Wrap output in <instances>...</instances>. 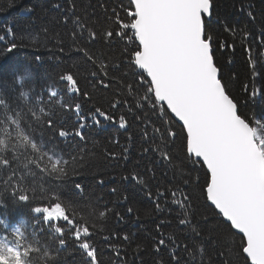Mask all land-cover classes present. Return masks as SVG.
Here are the masks:
<instances>
[{"label": "snow or ice", "instance_id": "1", "mask_svg": "<svg viewBox=\"0 0 264 264\" xmlns=\"http://www.w3.org/2000/svg\"><path fill=\"white\" fill-rule=\"evenodd\" d=\"M46 6L59 14L58 23L65 30L58 34V53L93 63L92 91L82 88L77 73L66 70L58 79L46 81L38 94L33 86L37 73L31 65L42 66L43 54L33 53L27 65L13 61L12 54L27 46L25 34L17 36L8 27L6 34L12 39L0 35L4 45L0 91L8 89L13 96L28 98L36 106L33 112H41L45 119L35 124L39 133L31 132L32 146L39 143L55 161L49 172L42 163H25L26 154L0 155V264H16L17 258L21 264H32L33 256L40 253V264H66V253L77 256L79 264H104L95 241L102 230L87 217L106 219L111 211L123 221L134 209L127 207L121 214L99 201L66 197L62 189L70 178L66 166L71 157L55 143L70 136L84 141L85 130L102 128V121L129 132V141L135 136L141 157L150 156L156 165L124 177L141 185L156 213L166 214L160 216L152 237V252L159 258L153 264H224V239L231 240L235 256L228 264H264V51L251 55L254 48L264 49V26L244 33V95L238 97L229 85L240 75L226 79L218 55L235 52V44L215 31L214 0H97V5L48 0ZM96 6L105 10L108 20L103 35L125 44L119 65L108 66L96 57L97 65L90 52L100 35L89 23V8ZM252 7L241 0L238 11L254 21ZM26 11L32 13L34 8ZM224 31L235 35L228 25ZM44 33L48 35L47 28ZM26 68L31 69L30 78ZM25 86L34 97L22 91ZM97 91L107 94V108L86 107ZM0 99L9 103L6 96ZM253 107L257 111L250 115ZM9 111L14 117L25 110L17 105L13 111L9 104ZM58 111L74 113L73 131L55 119ZM20 123L26 131L33 126ZM133 127L136 133L129 131ZM23 139L27 142L28 137ZM128 152L122 147L125 160ZM108 155L120 158L115 152ZM71 190L79 195L85 187L75 182ZM18 208L26 210L24 217L17 225L6 226L8 213ZM173 224L179 231L165 235ZM103 240L114 264H129L124 243L131 246L132 240L127 233L122 237L110 233ZM137 255L143 250L133 253L131 264H136Z\"/></svg>", "mask_w": 264, "mask_h": 264}, {"label": "trees", "instance_id": "2", "mask_svg": "<svg viewBox=\"0 0 264 264\" xmlns=\"http://www.w3.org/2000/svg\"><path fill=\"white\" fill-rule=\"evenodd\" d=\"M47 2L48 0H0V35H5L6 39L11 40L12 37L6 34L8 27H12L17 36L22 32L25 34L24 39L27 46L20 47L12 54L13 61L23 62L27 65L31 64L33 53L43 54L42 66L31 65L37 73L33 86L38 94L43 90L46 81L58 79V74L66 70L77 73L82 88L91 92L90 74L95 71L93 63L77 58L68 59L58 53L56 47V41L59 39L58 34L62 35L65 30L58 23L59 14L47 7ZM108 2L111 3L112 0H108ZM84 3L97 5V0H84ZM240 3L241 0H214L215 31L222 40L227 39L228 43L235 44V52L226 50L223 53H218V55L220 62L224 65L226 79L231 77L233 73L240 75V80H233L229 85L238 97L244 95L242 83L245 82L243 78L247 60V56L243 51L246 45L242 44L244 33L258 32L261 26H264V0H243L245 5L253 6L251 11L256 17L254 21L249 20L246 12L241 13L238 11ZM28 7L34 8V11L28 13L26 11ZM89 13L91 14L89 23L94 30L100 33L97 42L90 49V52L94 54L93 59L96 60V57H102L104 63L108 66L119 65L125 48L124 42L118 38L108 40L103 35V29L108 26L103 8L99 6L94 9L89 8ZM225 25L234 29L235 35L225 32ZM45 28L48 29L47 36L44 33ZM3 47V42H0V49H3ZM258 51H264V49L257 50L254 48L251 53L252 57H255ZM229 60L231 63L228 62ZM3 61L4 57L0 55V62ZM98 63L99 61L96 60L97 65ZM25 73H28L30 78L31 69L26 68ZM22 91L28 92L29 98L34 97V93L30 91L29 87L25 86ZM106 95V93L99 91L95 92L86 107L96 104L107 108ZM0 96H6L9 100V103H5L3 99H0V155L8 154L11 151L26 154L25 163L31 164L34 161L42 163L45 169L50 172L55 161L47 157L39 143L36 144L35 148L32 146L31 132H40L35 124H43L44 116L39 110L33 112L36 106L31 104L28 98L25 100V97L13 96L8 89L0 91ZM65 100H67V97H65ZM9 104H11L13 111H15L17 105L25 111L23 114L17 113L13 117L12 111H9ZM256 111L253 107L249 114L251 115ZM30 112L33 113L32 116L28 115ZM55 119L60 121L69 131H73L77 125V118L71 111L67 113L58 111ZM21 121L32 123V128L26 131L24 125L20 123ZM102 125V128L86 129V139L84 141L70 136L67 140L55 142L65 155L71 157L69 164L66 166V172L70 178L63 186V194L72 200L83 198L86 200L91 199L93 202L99 201L101 205L106 204L110 210L121 214L126 213L127 207H132L134 213L131 216L125 215L123 221H118L111 214V211L106 219H100L98 215L87 217L89 222L95 220L97 229L102 230L96 235V245L102 253L103 250L108 249V244L103 240L104 235L112 233L122 237L127 233L132 240L131 246L124 243V248L128 252L129 264L133 260V253H139L141 250H143V255L136 256V264H141V261H143V264H153L154 260L159 258L153 255L152 237L155 234V227L160 216L165 215L166 217V214L156 213L153 203L147 199L145 190L142 189L141 185L131 180V178L125 180L124 177H130L131 174L137 172L143 173L146 168L156 167V165L151 163L152 158L150 156L141 157L142 149L135 136L132 141H129V132L104 121H102ZM129 131L136 133L137 129L133 127ZM44 135L46 138H50L47 130H45ZM24 136L28 137L27 142H24ZM116 140H119V144L115 143ZM122 147L129 149L127 160L123 158ZM110 152H115L120 158H110L108 155ZM60 166L65 167L63 163ZM73 169L76 170L73 172ZM157 175L160 176L159 171ZM99 180H103L104 183H98ZM75 182L84 185L85 191L82 194L77 195L71 190ZM113 188L116 189L115 193L112 192ZM125 196L128 197L127 200L124 199ZM17 210L21 213L26 211L24 208H18ZM178 231L179 229L173 224L170 228L165 229V235ZM138 244L141 246L140 249L137 248ZM222 244L227 246L222 248L224 255L221 259L224 260V264H228L229 259H235L231 250V240L224 239ZM71 251L72 249H69V253ZM64 255L66 256V264H79L77 256L67 253ZM34 256L40 264L43 253ZM100 258L104 261V264H114L110 251ZM216 258V253L213 251L212 259L216 260Z\"/></svg>", "mask_w": 264, "mask_h": 264}, {"label": "rangeland", "instance_id": "3", "mask_svg": "<svg viewBox=\"0 0 264 264\" xmlns=\"http://www.w3.org/2000/svg\"><path fill=\"white\" fill-rule=\"evenodd\" d=\"M107 247H108V245H107ZM105 249V248H104ZM107 254V253H106Z\"/></svg>", "mask_w": 264, "mask_h": 264}]
</instances>
